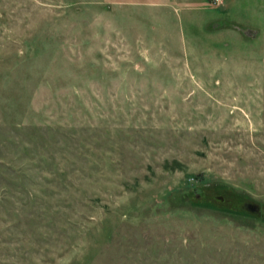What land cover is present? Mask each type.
<instances>
[{
  "label": "rangeland",
  "instance_id": "374dc122",
  "mask_svg": "<svg viewBox=\"0 0 264 264\" xmlns=\"http://www.w3.org/2000/svg\"><path fill=\"white\" fill-rule=\"evenodd\" d=\"M0 264H264V0H0Z\"/></svg>",
  "mask_w": 264,
  "mask_h": 264
}]
</instances>
